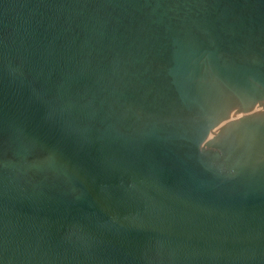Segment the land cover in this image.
Returning a JSON list of instances; mask_svg holds the SVG:
<instances>
[{"label": "water", "instance_id": "1", "mask_svg": "<svg viewBox=\"0 0 264 264\" xmlns=\"http://www.w3.org/2000/svg\"><path fill=\"white\" fill-rule=\"evenodd\" d=\"M0 264H264V0H0Z\"/></svg>", "mask_w": 264, "mask_h": 264}]
</instances>
